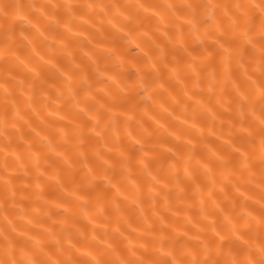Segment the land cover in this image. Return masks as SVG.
I'll use <instances>...</instances> for the list:
<instances>
[{
  "label": "bare ground",
  "instance_id": "obj_1",
  "mask_svg": "<svg viewBox=\"0 0 264 264\" xmlns=\"http://www.w3.org/2000/svg\"><path fill=\"white\" fill-rule=\"evenodd\" d=\"M0 264H264V0H4Z\"/></svg>",
  "mask_w": 264,
  "mask_h": 264
},
{
  "label": "clouds",
  "instance_id": "obj_2",
  "mask_svg": "<svg viewBox=\"0 0 264 264\" xmlns=\"http://www.w3.org/2000/svg\"><path fill=\"white\" fill-rule=\"evenodd\" d=\"M4 6V0H0V7Z\"/></svg>",
  "mask_w": 264,
  "mask_h": 264
}]
</instances>
